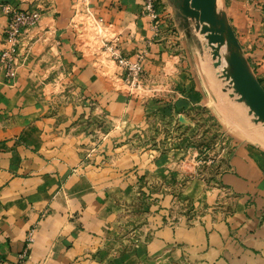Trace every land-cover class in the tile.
<instances>
[{
    "label": "crops",
    "instance_id": "obj_1",
    "mask_svg": "<svg viewBox=\"0 0 264 264\" xmlns=\"http://www.w3.org/2000/svg\"><path fill=\"white\" fill-rule=\"evenodd\" d=\"M82 1L0 0V48L7 22L4 5L41 12L39 27L21 39L15 78L6 80L0 68V264H264V147L233 138L212 186H197L190 195V188L180 187L185 195L180 197L193 201L188 211V202L176 200L185 178L167 167L175 148L158 153L164 126L155 122L159 114H146L151 103L156 109L167 99L146 102L109 93L78 51L77 37L84 28L78 32L73 23L75 6L79 11L87 7ZM87 2V9L115 33L123 54L144 47L151 31L148 19L137 15L140 0ZM216 6L225 12L264 88V0H216ZM166 9L172 19L153 38L145 69L155 78L164 77L157 71L170 61L164 72L174 78L166 84L173 102L209 105L216 74L210 48L198 32H187L174 6ZM43 36L47 39L39 38ZM60 65L72 71L84 91H102L101 112L113 108L116 114H76L73 105L50 106L44 79L56 78L53 72ZM184 87L190 94L179 93ZM154 116L158 136L145 144L147 151L142 147L123 156L132 149L125 136L149 132ZM92 117L120 122L110 137L121 153L103 163L101 157L93 161L85 137L92 129L86 120ZM187 123L171 127L180 141ZM109 140L104 150L112 153ZM125 168L133 169L132 187L123 181ZM142 191L149 197L142 199Z\"/></svg>",
    "mask_w": 264,
    "mask_h": 264
},
{
    "label": "rangeland",
    "instance_id": "obj_2",
    "mask_svg": "<svg viewBox=\"0 0 264 264\" xmlns=\"http://www.w3.org/2000/svg\"><path fill=\"white\" fill-rule=\"evenodd\" d=\"M156 1L157 5L160 7L159 14L161 17L171 16V13H169L166 9L170 5L169 0ZM83 2L87 7H89L87 0ZM87 7L79 11L78 5L75 6V9H77L75 13L78 15L75 16L73 25L75 28H80L78 32H80L81 28H84L83 33H80L77 37L79 45L78 51H80L88 60L90 66L95 70L96 74L105 81L106 89L109 93H118L119 95H127L128 97L138 96L139 98L145 99L146 102L149 100L158 102L159 100H163L165 98L167 99L164 100L162 104L158 103V105H161L162 107L153 109L155 104L151 103L150 106H152V108L149 107L146 109L147 116L148 114L160 115L158 119L159 121L155 118L157 116H154L151 119L152 121L149 125L151 130L149 132H142L139 133V135L133 134L125 136V143L127 144V140H129L131 143L129 145H131L132 149L130 147H128V150L125 149L123 151V156L128 155L125 154L126 152L130 154L138 153L137 150L143 149L142 147H144V150L147 151L148 148L145 144H149L155 139L154 137L156 135L158 136L155 132L158 129H156L154 124H152V122L156 119L155 122L159 123V126H164V131L160 130L161 132L159 133L160 138L158 140L160 145L158 153H163L170 147L178 149H174V151L169 155L170 157L168 159L167 167L169 170L173 171V173L183 174L185 178L184 183L177 186L179 190L177 193L178 198H176V200L179 203L182 201L183 204L188 202V211H191L194 208V205L190 207L189 204L193 201L191 202V200L181 198L185 195L180 193V187L183 186V189L190 188V192L187 193L190 195L193 193V189L197 186L198 188L200 186L203 189L212 186V180L221 172L222 168L220 167V164L226 158L225 146L233 142V138H242L244 140L246 139L260 144L264 147L262 144L264 143V125L260 122H256L253 114H248V107L244 103L238 105L235 99L229 96V94L232 93V89L228 81H226L222 76V68L226 65L224 58H222L221 65L215 67L216 74L213 75L214 80L213 76L211 78L212 88H214V101L211 100L212 103L205 106L198 105L195 107L188 104L174 103L171 97V94L173 93L168 85H166L173 84L174 78L172 77V73L164 72V70H167L168 67H171L169 65L170 61H166L165 64L162 62L160 67L163 71H157L158 73L163 74L164 77L156 75L157 78H155V75H150V73L145 69V60L147 59L149 47L153 42V38L156 36L153 35L150 29V22L148 28L151 31V36L143 39L144 47H138V49L144 48L146 50L143 59L144 65L142 64V86L135 91H130L127 88L126 83L121 79V69L106 55L102 48L104 40L114 38L116 36L115 33H112V30L109 28L110 26L106 25L102 19L98 18L93 12H91V10L87 9ZM142 11L143 5L142 0H140L139 10L137 13L138 17H144ZM83 17H86V19L83 20ZM36 29L37 28L33 30ZM32 36L34 37L36 35L33 33L31 34V37ZM47 37H49V35H47ZM39 38L42 40L47 39L46 36ZM46 45L49 46V44ZM226 52V49L222 50L223 55ZM132 54H129L128 56ZM209 54L210 57H212L211 52ZM207 56H209L208 53ZM176 64H179V62H176ZM252 71L254 73V70ZM53 74L56 75V78L51 79L47 76L44 79V94L48 95L50 106L65 107L73 105V109L77 110L76 114H116V111L113 108H109L107 110L104 109L101 112L99 100L102 91L99 89H86V91H84L80 85L77 86L78 84H76L72 78V71H70L68 67L60 65L59 68L53 72ZM190 92L191 90L187 92L185 87L179 91L181 95L187 93L190 94ZM108 97L109 100H112L111 96ZM83 111H86V113H83ZM238 111L243 112V114H236ZM173 114H187V116L185 120H175L172 117ZM86 122L88 125L91 123L89 128H92L90 132L85 134V137L89 141L93 161H95L96 158L101 157L100 160L103 163L105 160H110L112 157L121 153V151L115 150L116 145L118 144H115V138V141L112 140L113 136L110 133L113 128L116 129L117 126H120V122L117 118L108 117L105 122L104 120L100 121L98 118L92 117L90 121L87 119ZM185 122H188L187 134H183L182 141H180V136L175 134L171 127H175V125L184 127ZM99 127H102L101 132ZM105 127H107L108 130L106 131L108 132H104ZM153 130L154 133H152ZM176 130L179 132V129ZM110 138L111 142L109 140ZM107 140H109V142L113 145V148L111 149L112 153L104 150L107 147H104L103 144ZM138 142L140 143L138 144ZM162 147H165V150L162 149ZM180 147L182 149H180ZM132 170V168H125L123 174V181L124 183L127 182L128 187H132L133 183L131 177V175H133L131 174ZM213 185L218 184L216 183ZM140 196L142 199H145L149 197V194L142 191ZM180 207V204H178V208ZM182 207L184 206L182 205Z\"/></svg>",
    "mask_w": 264,
    "mask_h": 264
},
{
    "label": "water",
    "instance_id": "obj_3",
    "mask_svg": "<svg viewBox=\"0 0 264 264\" xmlns=\"http://www.w3.org/2000/svg\"><path fill=\"white\" fill-rule=\"evenodd\" d=\"M177 10L187 32L194 30L204 37L210 48L213 66L224 58L222 76L228 81L230 97L248 107V114L264 125V88L253 73L241 51L238 39L224 11H219L216 0H169ZM226 49L223 55L222 50ZM236 95V96H235Z\"/></svg>",
    "mask_w": 264,
    "mask_h": 264
},
{
    "label": "built area",
    "instance_id": "obj_4",
    "mask_svg": "<svg viewBox=\"0 0 264 264\" xmlns=\"http://www.w3.org/2000/svg\"><path fill=\"white\" fill-rule=\"evenodd\" d=\"M142 5V14L149 20L153 35H159L161 27L167 25L166 20L169 18L171 20V16L161 17L159 14L160 7L156 0H142ZM2 11L7 16V22L2 31L0 68L5 79L12 80L17 73L21 39L30 30L38 28L41 12L37 9H17L9 5H4ZM84 19L86 17H83ZM102 48L106 55L121 69V79L126 83L127 88L130 91L139 89L142 86V64L146 50L144 48L137 49L133 52L134 54L125 55L121 52L117 37L104 40Z\"/></svg>",
    "mask_w": 264,
    "mask_h": 264
}]
</instances>
